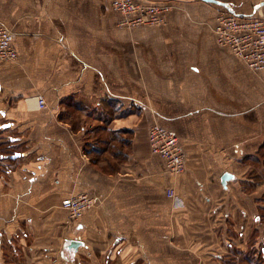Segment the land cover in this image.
<instances>
[{
	"label": "crops",
	"instance_id": "crops-1",
	"mask_svg": "<svg viewBox=\"0 0 264 264\" xmlns=\"http://www.w3.org/2000/svg\"><path fill=\"white\" fill-rule=\"evenodd\" d=\"M136 1L167 5L165 23L119 28L110 0H0L17 51L0 70V264H221L247 249L256 191L236 161L264 140V69L212 30L229 8L264 18V0ZM154 122L184 151L177 177L150 151ZM81 193L95 201L73 221L61 201Z\"/></svg>",
	"mask_w": 264,
	"mask_h": 264
},
{
	"label": "built area",
	"instance_id": "built-area-1",
	"mask_svg": "<svg viewBox=\"0 0 264 264\" xmlns=\"http://www.w3.org/2000/svg\"><path fill=\"white\" fill-rule=\"evenodd\" d=\"M112 9L119 14L117 26L125 30L137 27H156L165 23L169 7L161 3L136 2L134 0H110ZM216 44L229 49L235 57L255 75L264 69V18L254 15L239 16L227 10L216 17L212 30ZM12 32L0 21V70L6 63L15 62L17 51L11 44ZM38 109L46 107L45 99L36 97ZM147 140L152 154L164 161L167 172L177 177L185 171V154L178 137L158 123L147 129ZM173 197L172 188L166 190ZM87 193L77 194L61 201L71 220L79 219L94 204Z\"/></svg>",
	"mask_w": 264,
	"mask_h": 264
},
{
	"label": "rangeland",
	"instance_id": "rangeland-1",
	"mask_svg": "<svg viewBox=\"0 0 264 264\" xmlns=\"http://www.w3.org/2000/svg\"><path fill=\"white\" fill-rule=\"evenodd\" d=\"M136 1V0H134ZM136 2H146V3H157V2H150V1H136ZM260 16V15H259ZM3 23V22H2ZM255 100V98H254ZM91 124V121L89 122ZM162 127V126H161ZM164 128V127H163ZM252 145L254 147L253 151L250 153H245L237 157V173H239L240 168L245 169V176L243 177L244 180H240L238 183L242 187L243 193L250 194L251 192H255L251 196L253 198V202H256L258 199L264 200V140H252ZM256 214L258 213L259 206H254ZM255 216V215H254ZM252 221V220H251ZM247 224V223H246ZM245 224V225H246ZM260 224V222L255 221L253 219L252 221V228L253 231L256 232V236L253 238V240H249L247 244H254L255 241H260V237L264 236V227L260 228L259 231H257V228ZM263 231V232H262ZM258 233H260L259 236ZM262 240V239H261ZM256 247L259 248V244H254ZM253 252V251H252ZM229 258H233L234 254L231 252L228 256ZM242 262V261H241ZM245 264V263H240Z\"/></svg>",
	"mask_w": 264,
	"mask_h": 264
},
{
	"label": "trees",
	"instance_id": "trees-1",
	"mask_svg": "<svg viewBox=\"0 0 264 264\" xmlns=\"http://www.w3.org/2000/svg\"><path fill=\"white\" fill-rule=\"evenodd\" d=\"M256 202L257 205L259 206L258 213L255 215L258 218L256 221L260 222L261 224L258 227H256L257 231H259L260 228L264 227V200L258 199ZM259 235L260 233H258L257 236ZM255 236H256V232L253 231L252 228L251 234L249 236V240H253ZM257 243L260 245L259 248L254 245ZM254 244L248 243L247 249L245 251L237 247H231L229 249V252L224 257L221 258V264H240V263L264 264V236H261L260 241H255ZM231 252H233L234 254L233 258L228 257Z\"/></svg>",
	"mask_w": 264,
	"mask_h": 264
},
{
	"label": "water",
	"instance_id": "water-1",
	"mask_svg": "<svg viewBox=\"0 0 264 264\" xmlns=\"http://www.w3.org/2000/svg\"><path fill=\"white\" fill-rule=\"evenodd\" d=\"M203 1H209V2H212V3H215V4H219L221 6H224V7H227L226 4L224 3H221V2H218V1H215V0H203ZM262 5H264V1H262L261 3H259L258 5L254 6V11L253 13L256 12V10L261 7ZM229 12L231 13H234L230 8L228 10ZM235 14V13H234ZM253 15V14H252ZM231 178V175H229L228 173H224L222 176H221V179H220V182L222 184L223 187H225V184L226 182L228 181V179ZM82 246V242L80 241H77V240H71V241H68L67 243V249L69 251H72L73 253H75L78 249V247Z\"/></svg>",
	"mask_w": 264,
	"mask_h": 264
}]
</instances>
